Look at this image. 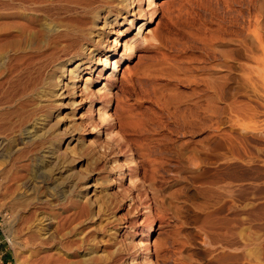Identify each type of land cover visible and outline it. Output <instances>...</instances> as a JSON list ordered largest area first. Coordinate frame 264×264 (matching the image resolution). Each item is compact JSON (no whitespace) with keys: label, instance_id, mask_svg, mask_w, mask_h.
<instances>
[{"label":"rangeland","instance_id":"obj_1","mask_svg":"<svg viewBox=\"0 0 264 264\" xmlns=\"http://www.w3.org/2000/svg\"><path fill=\"white\" fill-rule=\"evenodd\" d=\"M148 2L134 0L103 28L101 61L74 79V94L62 91L59 152L78 162L56 182L71 173L81 201L100 194L95 217L68 211L70 189L47 201L43 190H17L11 175L22 171L12 164L21 160L0 159L5 264H53L44 237L56 220L87 227L98 255L117 248L114 264H264V0ZM104 87L110 137L97 112Z\"/></svg>","mask_w":264,"mask_h":264},{"label":"bare ground","instance_id":"obj_2","mask_svg":"<svg viewBox=\"0 0 264 264\" xmlns=\"http://www.w3.org/2000/svg\"><path fill=\"white\" fill-rule=\"evenodd\" d=\"M152 1L149 0L147 4ZM133 2L134 0H0V10H6V13L0 14L2 15L0 17V159L5 162L10 160L12 156H17L21 160V162L18 160L19 162L15 165L12 164L16 169L22 171L21 174L16 175L15 171L16 174L11 175L17 190H29L31 193L43 190L44 196H46L45 200H48L47 197L51 200L56 195L58 197L63 195L65 189H70L68 192L74 195L73 199L69 200L70 202L68 201V204H70L68 211L73 209L72 215H78L80 218L81 216L82 218L85 217L83 220L95 217V215H92L91 206L98 203L100 194L95 196L93 203H88L86 198L85 201H81L80 199L84 197L85 193H82L81 190L73 193V189L77 187H75L76 181L72 178L73 174L71 173L64 176L66 177L65 181L56 182V179L67 171L66 166L70 164L68 162H73V164L78 162L77 158L74 159L75 157L74 160L67 161L65 154L59 152V145L66 139L64 133L67 132L63 128L60 130L56 128L62 120L59 110L63 106L64 96L67 93L74 94V90L77 89L74 79H79L82 72L91 69L90 64L93 57H98L95 63L101 61L99 54H102V52L99 49L101 41L99 36L100 34L103 35V28L106 29L116 22L119 14H127L129 9V11H132L131 5ZM138 4H140V1ZM138 4L136 7L139 8ZM153 9H150L151 12L149 11L150 14L148 15L150 17L153 16L152 14L156 10ZM99 22H101V26H98ZM115 49L116 43H114L109 56ZM127 49L129 55L133 54L129 45ZM107 59L108 57L105 58L104 65L108 63ZM73 63H75V67L70 68ZM115 64L112 66L111 76L115 75V72H113L116 67ZM86 82L85 80L84 84ZM62 91L67 93L65 94ZM110 96L109 88L104 87L102 94H99L97 107L100 123L104 121L109 129L106 131L108 137L114 129L113 124H110L114 117L106 110L108 109ZM113 135L116 134L113 133ZM68 139L71 140L72 137L69 136ZM90 145L94 146L92 143ZM105 148L111 149L112 147L106 144L104 150ZM75 150L76 153L79 149ZM83 156L78 157L81 159ZM12 159L14 161V157ZM13 166L11 167L13 168ZM122 166L119 163L116 165L120 169ZM118 173L120 176L124 174L123 171ZM85 176L81 173L79 177L83 180ZM131 178V175H128L129 182ZM135 178L133 179L135 180ZM64 179L62 178V180ZM83 185L86 186L85 182H83ZM100 197L102 198V196ZM97 206L99 207V204ZM39 213L42 214L41 218L47 220L48 217L44 211ZM62 214L60 215L62 216ZM52 216L51 214L50 217ZM64 222L60 223L59 220H56L53 233L48 234L47 232L44 237L47 241L53 243V252L49 255L54 260L53 264L116 263L114 257L119 256L117 248L114 250L109 246L110 249L98 255L96 251L92 250L95 244L98 243L92 236V238H89L86 235L89 232L86 233L85 231L87 227L83 230L84 228L81 227V223L78 221L72 227L69 225L66 228ZM72 235L74 238L71 237ZM109 240L110 238L106 239L110 242ZM147 254H149V251ZM149 260L147 264H150L151 261Z\"/></svg>","mask_w":264,"mask_h":264},{"label":"crops","instance_id":"obj_3","mask_svg":"<svg viewBox=\"0 0 264 264\" xmlns=\"http://www.w3.org/2000/svg\"><path fill=\"white\" fill-rule=\"evenodd\" d=\"M9 246L4 238V235L0 231V263L5 264L10 260Z\"/></svg>","mask_w":264,"mask_h":264}]
</instances>
